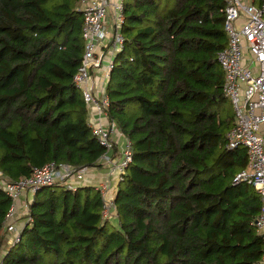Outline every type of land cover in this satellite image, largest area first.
Returning <instances> with one entry per match:
<instances>
[{
    "label": "trees",
    "instance_id": "16d2710c",
    "mask_svg": "<svg viewBox=\"0 0 264 264\" xmlns=\"http://www.w3.org/2000/svg\"><path fill=\"white\" fill-rule=\"evenodd\" d=\"M81 0H0V171L11 180L54 162L96 168L105 149L73 83L84 50ZM224 0H122L121 49L106 115L132 160L114 189V221L94 185L37 189L7 243L12 200L0 186L1 264H257L260 196L217 53Z\"/></svg>",
    "mask_w": 264,
    "mask_h": 264
},
{
    "label": "built area",
    "instance_id": "2783aa9c",
    "mask_svg": "<svg viewBox=\"0 0 264 264\" xmlns=\"http://www.w3.org/2000/svg\"><path fill=\"white\" fill-rule=\"evenodd\" d=\"M80 10L84 50L73 83L81 92L87 110L93 107L109 124H104L102 119L89 123L92 133L105 149L96 161L100 168L105 169V176L96 187L103 200L102 216L111 219L116 217L111 190L131 162L132 152L127 139L119 150L116 149L111 136L116 127L106 115L108 100L105 86L96 90L93 71L101 67L102 59L106 57L99 47L111 38L112 52L107 56L108 63L103 70V78L107 81L114 55L121 49L122 0H81ZM222 12L227 44L217 53V61L224 74L223 93L235 116V122L226 135L227 147L246 149L248 165L234 181H246L258 192L261 206L254 226L264 237V0H224ZM109 19L112 20L113 33ZM91 170L86 166L76 168L50 162L34 168L31 175L16 180L8 179L0 171V186L12 200L4 222L7 243L18 239L21 228L16 225L15 206L25 192L32 196L37 189L56 183L74 190L86 182ZM28 203L24 205L25 221L29 220ZM257 264H264V250Z\"/></svg>",
    "mask_w": 264,
    "mask_h": 264
},
{
    "label": "crops",
    "instance_id": "0c3cea01",
    "mask_svg": "<svg viewBox=\"0 0 264 264\" xmlns=\"http://www.w3.org/2000/svg\"><path fill=\"white\" fill-rule=\"evenodd\" d=\"M108 24L110 25L111 31L112 33L114 32L113 29V25H112V20L109 19ZM112 39H108L104 42V44H102L99 47V51L103 52L106 57L102 59L101 62V67L97 70L93 71V79L95 81L96 84V90H100L103 86H105L106 81L103 78V70L105 68V65L108 63V59L107 56L109 57V54H111L112 50V44L113 42H111ZM110 51V52H109ZM99 119H102V121L104 122V124H108L106 123V119L104 116L100 115L93 107L88 109V122H97ZM109 125V124H108ZM112 139L116 145V149L119 150L120 146L125 142L126 137L123 136L121 134V132L117 129L114 128L113 132L111 133ZM117 152V151H116ZM105 176V169L104 168H100V167H96V168H92V170L90 171V174L88 176V179L86 180L85 183H82L81 185H85V184H89V185H94L97 186L103 179ZM111 193L114 197V190H111ZM31 194L25 192L23 194V196L21 198H19V200H17L16 202V225L18 227H22L23 224L25 223V215H24V205L28 203V201L31 199ZM111 221H114V219H110Z\"/></svg>",
    "mask_w": 264,
    "mask_h": 264
},
{
    "label": "rangeland",
    "instance_id": "374dc122",
    "mask_svg": "<svg viewBox=\"0 0 264 264\" xmlns=\"http://www.w3.org/2000/svg\"><path fill=\"white\" fill-rule=\"evenodd\" d=\"M114 189H115V187H114ZM114 189H113V190H114ZM112 219H115V218L112 217Z\"/></svg>",
    "mask_w": 264,
    "mask_h": 264
}]
</instances>
